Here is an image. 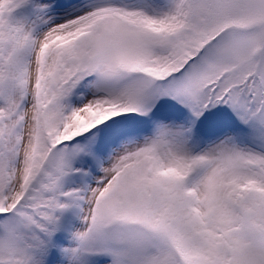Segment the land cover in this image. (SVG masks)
<instances>
[{
  "label": "snow or ice",
  "instance_id": "snow-or-ice-1",
  "mask_svg": "<svg viewBox=\"0 0 264 264\" xmlns=\"http://www.w3.org/2000/svg\"><path fill=\"white\" fill-rule=\"evenodd\" d=\"M0 264H264V0H0Z\"/></svg>",
  "mask_w": 264,
  "mask_h": 264
}]
</instances>
